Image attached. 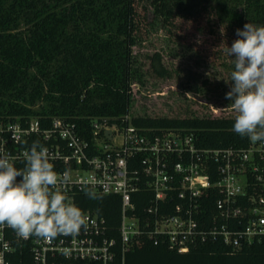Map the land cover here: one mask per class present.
<instances>
[{
  "label": "trees",
  "instance_id": "trees-1",
  "mask_svg": "<svg viewBox=\"0 0 264 264\" xmlns=\"http://www.w3.org/2000/svg\"><path fill=\"white\" fill-rule=\"evenodd\" d=\"M150 5L152 10L144 0H0V118L62 116L79 124L106 119L148 133L191 131L206 147L246 146L250 139L233 131L235 115L219 109L184 117L131 115L138 78L134 46L160 20L172 40L212 50L199 53L203 61L234 68L235 57L226 48L246 23L264 26V0H150ZM185 23L196 28L195 41L187 40ZM150 68L161 77L171 74L160 52L152 55ZM81 198L82 209L98 211L117 226L120 196ZM137 205L142 213L145 199ZM127 264H264V237L242 248L209 240L185 252L146 241L128 253Z\"/></svg>",
  "mask_w": 264,
  "mask_h": 264
},
{
  "label": "built area",
  "instance_id": "built-area-1",
  "mask_svg": "<svg viewBox=\"0 0 264 264\" xmlns=\"http://www.w3.org/2000/svg\"><path fill=\"white\" fill-rule=\"evenodd\" d=\"M33 142L48 149L58 174L71 172L72 182L58 186L80 209L84 184L120 196L119 223L82 209L87 229L51 242L23 240L2 226L0 264H127L128 253L146 241L185 252L209 240L242 248L264 237V141L206 147L181 129L148 133L106 119L0 118V152L14 156L17 168Z\"/></svg>",
  "mask_w": 264,
  "mask_h": 264
},
{
  "label": "clouds",
  "instance_id": "clouds-1",
  "mask_svg": "<svg viewBox=\"0 0 264 264\" xmlns=\"http://www.w3.org/2000/svg\"><path fill=\"white\" fill-rule=\"evenodd\" d=\"M236 35L239 38L226 48L229 57H235L225 97L235 113L233 131L252 142L264 141V26L246 23ZM23 163L17 168L14 156L0 152V227L12 229L23 240L46 242L86 230L88 216L58 186L72 182L71 172L58 174L48 149L39 142L26 148ZM81 190L90 200L102 199L87 184Z\"/></svg>",
  "mask_w": 264,
  "mask_h": 264
},
{
  "label": "rangeland",
  "instance_id": "rangeland-1",
  "mask_svg": "<svg viewBox=\"0 0 264 264\" xmlns=\"http://www.w3.org/2000/svg\"><path fill=\"white\" fill-rule=\"evenodd\" d=\"M144 1L152 10L150 0ZM152 23L147 35L134 46L138 78L132 86L131 115L184 117L195 113L213 114V108L219 109L222 115H235L227 107L231 101L225 98L231 89L230 73L234 68L203 61L199 53L208 55L212 50H193L172 40L160 20ZM187 25L184 24V34L188 41H195L196 28L193 24ZM155 52L162 54L170 75L158 76L150 68Z\"/></svg>",
  "mask_w": 264,
  "mask_h": 264
}]
</instances>
